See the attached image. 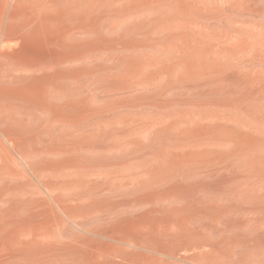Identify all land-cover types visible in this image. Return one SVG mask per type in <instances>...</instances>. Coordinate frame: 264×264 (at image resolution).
<instances>
[{
    "label": "rangeland",
    "instance_id": "obj_1",
    "mask_svg": "<svg viewBox=\"0 0 264 264\" xmlns=\"http://www.w3.org/2000/svg\"><path fill=\"white\" fill-rule=\"evenodd\" d=\"M0 264H264V0H0Z\"/></svg>",
    "mask_w": 264,
    "mask_h": 264
},
{
    "label": "crops",
    "instance_id": "obj_2",
    "mask_svg": "<svg viewBox=\"0 0 264 264\" xmlns=\"http://www.w3.org/2000/svg\"><path fill=\"white\" fill-rule=\"evenodd\" d=\"M11 14L12 13H10V15ZM26 68H29V67L26 66ZM57 86H60L63 90H72L73 88H75L74 87L75 85L73 84V81H72V77L69 75H63V77H61V79L58 82L49 80L47 83V87H57Z\"/></svg>",
    "mask_w": 264,
    "mask_h": 264
},
{
    "label": "bare ground",
    "instance_id": "obj_3",
    "mask_svg": "<svg viewBox=\"0 0 264 264\" xmlns=\"http://www.w3.org/2000/svg\"><path fill=\"white\" fill-rule=\"evenodd\" d=\"M36 3V2H35ZM36 7V6H35Z\"/></svg>",
    "mask_w": 264,
    "mask_h": 264
}]
</instances>
